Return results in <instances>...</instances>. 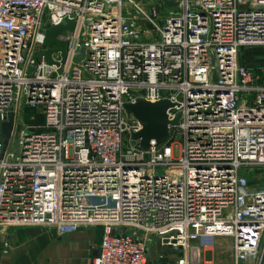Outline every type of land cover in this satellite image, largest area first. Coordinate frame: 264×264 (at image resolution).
I'll use <instances>...</instances> for the list:
<instances>
[{"label": "built area", "instance_id": "1", "mask_svg": "<svg viewBox=\"0 0 264 264\" xmlns=\"http://www.w3.org/2000/svg\"><path fill=\"white\" fill-rule=\"evenodd\" d=\"M165 1L175 11L0 0V123L14 114L5 148L0 131L1 233L100 227L92 264H148L151 240L194 264L191 243L215 237L231 238L234 264L260 259L264 184L239 171L264 168V0ZM64 18L65 61L48 65L43 26ZM245 49H258L253 63ZM137 98L173 104L162 144L132 138L141 125L124 104ZM24 107L41 123L23 125Z\"/></svg>", "mask_w": 264, "mask_h": 264}, {"label": "crops", "instance_id": "2", "mask_svg": "<svg viewBox=\"0 0 264 264\" xmlns=\"http://www.w3.org/2000/svg\"><path fill=\"white\" fill-rule=\"evenodd\" d=\"M100 227H81L73 233L58 235L38 226H23L0 232V264H92L99 252ZM153 241L147 249L148 264H176L182 255L188 259V249L170 252ZM199 256L194 264H234L233 243L228 237L200 240ZM191 257V256H190ZM192 264V263H190ZM237 264H264V252L259 260H244Z\"/></svg>", "mask_w": 264, "mask_h": 264}, {"label": "water", "instance_id": "3", "mask_svg": "<svg viewBox=\"0 0 264 264\" xmlns=\"http://www.w3.org/2000/svg\"><path fill=\"white\" fill-rule=\"evenodd\" d=\"M164 1L169 6H174L172 2ZM44 41L43 45L46 50L42 53L44 61L48 64H56L52 60V54L59 52L61 57V62L65 61L66 57V42L63 39H58L59 36L65 37L67 33L73 32L75 28V22L73 20H68L64 18L61 22L56 25L43 26ZM56 43L58 48H51V44ZM38 56L37 52H34L31 56L33 61L36 60ZM78 59H75L77 62ZM32 68L28 69L31 72ZM173 104L168 100H161L156 103H150L142 98H137L134 103H125L124 109L127 115H132L141 125V129L132 134V138L138 141L141 148L147 149L149 147L150 141H155L156 144H162L166 141L168 137V129L170 126L176 125L178 120V115L173 120H168L166 111ZM8 121H3L0 123V131L3 135V145L4 148L7 145L10 133L13 128L14 114H8Z\"/></svg>", "mask_w": 264, "mask_h": 264}, {"label": "rangeland", "instance_id": "4", "mask_svg": "<svg viewBox=\"0 0 264 264\" xmlns=\"http://www.w3.org/2000/svg\"><path fill=\"white\" fill-rule=\"evenodd\" d=\"M152 3H154L155 5L160 7L162 11H166V9H170L171 11H175V9H176L175 7L166 6L161 1L152 0ZM44 19L45 18H43V20ZM257 51H258V49H245V50L240 51V55H244V59L246 61H248V62L250 61L253 63L254 59H252V57L258 55ZM21 105L23 107V99L21 101ZM21 116H22V121L24 122V124L20 122V125L21 124L26 125V124H30V123H32V124L41 123V119L39 117H37L35 119H31V117L33 116V110H31L29 108L24 107L22 109ZM33 120H35L36 123L32 122ZM12 151L17 153V144H16L15 140H14L13 145H12ZM239 173H240V175L245 176L250 181V183L264 184V168L252 169V170L241 169L239 171Z\"/></svg>", "mask_w": 264, "mask_h": 264}]
</instances>
